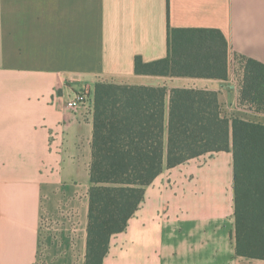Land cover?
Masks as SVG:
<instances>
[{
	"label": "crops",
	"instance_id": "crops-1",
	"mask_svg": "<svg viewBox=\"0 0 264 264\" xmlns=\"http://www.w3.org/2000/svg\"><path fill=\"white\" fill-rule=\"evenodd\" d=\"M170 29L221 31L228 79L137 74ZM243 58L264 65V0H0V264H86L98 82L166 88L167 109L172 89H209L264 124L240 102ZM234 198L232 153L165 170L104 264H264L236 255Z\"/></svg>",
	"mask_w": 264,
	"mask_h": 264
},
{
	"label": "trees",
	"instance_id": "trees-1",
	"mask_svg": "<svg viewBox=\"0 0 264 264\" xmlns=\"http://www.w3.org/2000/svg\"><path fill=\"white\" fill-rule=\"evenodd\" d=\"M229 44L211 29H170L162 60L136 59L139 75L228 79ZM240 102L264 114V65L244 59ZM98 82L94 92L86 264H104L113 236L126 231L146 189L165 170L209 153L233 154L236 255L264 261V124L224 111L209 89Z\"/></svg>",
	"mask_w": 264,
	"mask_h": 264
},
{
	"label": "built area",
	"instance_id": "built-area-1",
	"mask_svg": "<svg viewBox=\"0 0 264 264\" xmlns=\"http://www.w3.org/2000/svg\"><path fill=\"white\" fill-rule=\"evenodd\" d=\"M89 100V93L82 92L76 94L74 97L69 98L66 102L64 107L68 110H79L87 105ZM94 105V103H93Z\"/></svg>",
	"mask_w": 264,
	"mask_h": 264
},
{
	"label": "rangeland",
	"instance_id": "rangeland-1",
	"mask_svg": "<svg viewBox=\"0 0 264 264\" xmlns=\"http://www.w3.org/2000/svg\"><path fill=\"white\" fill-rule=\"evenodd\" d=\"M243 62V61H242ZM245 65V64H244ZM231 116H234V115H231ZM213 155H209L205 158V161H208L210 158H212ZM216 158H217V155H216ZM152 196V195H151ZM151 196H150V199H151ZM145 198H146V194H145ZM263 264V263H262Z\"/></svg>",
	"mask_w": 264,
	"mask_h": 264
}]
</instances>
